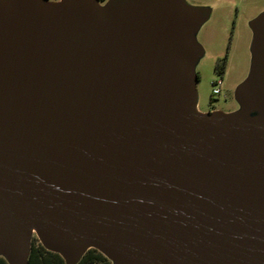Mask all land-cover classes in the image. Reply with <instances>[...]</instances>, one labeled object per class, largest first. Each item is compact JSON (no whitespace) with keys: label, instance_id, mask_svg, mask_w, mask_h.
I'll return each mask as SVG.
<instances>
[{"label":"water","instance_id":"water-1","mask_svg":"<svg viewBox=\"0 0 264 264\" xmlns=\"http://www.w3.org/2000/svg\"><path fill=\"white\" fill-rule=\"evenodd\" d=\"M182 0H0V252L264 264V121L198 113ZM237 98L264 109V16Z\"/></svg>","mask_w":264,"mask_h":264},{"label":"rangeland","instance_id":"rangeland-1","mask_svg":"<svg viewBox=\"0 0 264 264\" xmlns=\"http://www.w3.org/2000/svg\"><path fill=\"white\" fill-rule=\"evenodd\" d=\"M108 1L95 0L101 9L106 8ZM49 2L59 4L62 0ZM182 2L185 6L199 9L201 12V19L188 34L195 47V51L187 60L188 70L195 78V110L238 112L248 118H260L264 121V109L247 107L237 98L238 88L251 73L256 54L255 24L264 16V0H182ZM224 61V69L219 73L216 66L217 64L221 66ZM217 79L223 80L222 90L225 97L212 96V83ZM34 238L40 241L35 228L30 232L29 240ZM112 263L114 264L113 261Z\"/></svg>","mask_w":264,"mask_h":264},{"label":"trees","instance_id":"trees-1","mask_svg":"<svg viewBox=\"0 0 264 264\" xmlns=\"http://www.w3.org/2000/svg\"><path fill=\"white\" fill-rule=\"evenodd\" d=\"M51 1V0H46ZM105 1V0H102ZM225 61L220 66L217 64L216 70L219 73L224 69ZM198 81V75H196ZM213 111V110H212ZM211 112V111H210ZM0 264H9L5 257L0 256ZM26 264H68L64 258L56 252L47 250L37 238L30 240L29 252ZM74 264H112V262L94 248L85 250Z\"/></svg>","mask_w":264,"mask_h":264},{"label":"built area","instance_id":"built-area-1","mask_svg":"<svg viewBox=\"0 0 264 264\" xmlns=\"http://www.w3.org/2000/svg\"><path fill=\"white\" fill-rule=\"evenodd\" d=\"M223 80L222 79H217L216 81H214L212 83V96L213 97H218V96H222L225 97L223 90Z\"/></svg>","mask_w":264,"mask_h":264},{"label":"flooded vegetation","instance_id":"flooded-vegetation-1","mask_svg":"<svg viewBox=\"0 0 264 264\" xmlns=\"http://www.w3.org/2000/svg\"><path fill=\"white\" fill-rule=\"evenodd\" d=\"M212 111V110H211ZM41 243V241H39ZM29 243H30V240H29ZM42 244V243H41ZM90 248H94V247H90ZM89 249V248H88ZM96 249V248H94ZM87 250V249H86ZM97 250V249H96ZM98 251V250H97ZM100 252V251H99ZM103 254V253H102ZM104 255V254H103ZM0 256H3V255H0ZM106 257V259L110 260L112 262L111 259H109L106 255H104ZM4 257V256H3ZM113 264V263H112Z\"/></svg>","mask_w":264,"mask_h":264},{"label":"crops","instance_id":"crops-1","mask_svg":"<svg viewBox=\"0 0 264 264\" xmlns=\"http://www.w3.org/2000/svg\"><path fill=\"white\" fill-rule=\"evenodd\" d=\"M221 112L224 113V114H231V113H234V112H224V111H221ZM198 113L205 115V114L208 113V112H198Z\"/></svg>","mask_w":264,"mask_h":264}]
</instances>
